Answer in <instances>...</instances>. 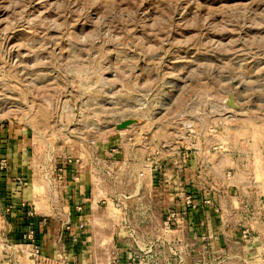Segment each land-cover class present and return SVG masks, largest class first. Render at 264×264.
<instances>
[{"label": "rangeland", "instance_id": "rangeland-1", "mask_svg": "<svg viewBox=\"0 0 264 264\" xmlns=\"http://www.w3.org/2000/svg\"><path fill=\"white\" fill-rule=\"evenodd\" d=\"M1 146L25 207L78 242L112 243L149 169L259 192L237 184L264 176V0H0Z\"/></svg>", "mask_w": 264, "mask_h": 264}, {"label": "crops", "instance_id": "crops-1", "mask_svg": "<svg viewBox=\"0 0 264 264\" xmlns=\"http://www.w3.org/2000/svg\"><path fill=\"white\" fill-rule=\"evenodd\" d=\"M5 148V151H0L7 154L3 156L7 159V172L0 177V264H97L93 256H100L103 261L100 264H106L108 250L119 251L121 257L125 259V249L132 245L127 237L129 232L133 231L137 240L138 234H143L141 244L157 238L161 234L162 226V221L159 222L157 217L164 218L170 209L166 207L168 201L174 202L173 204L177 207L181 206L183 196L186 194L184 182L176 176L181 170L175 171V176L165 170L166 175L163 174L165 178H162L161 171L149 169L148 190L144 188V192L136 193L137 196L133 195L132 200L129 201L130 208L123 214L114 216L112 223L118 224L111 238L112 243L102 245L103 240L97 239L93 230L90 231L91 235L88 234L86 242L84 240L78 242L76 237L71 239L76 229L68 233L63 231L64 223L60 225L47 221L46 215L38 212L33 214L34 221L25 217V214L20 211V206L28 204L30 200L32 205L36 203L33 200L34 192L29 188L17 187L16 180L22 177L16 168L19 167L17 164L20 163L21 155L16 147ZM198 178L196 177L195 185L193 182V187L198 188V192L190 193L197 198L206 197L211 205L201 207V211L192 213L177 230V235L182 238V242L191 244L195 249L187 256L186 264H198L200 261L206 264H217L223 261V258V264H264V176L260 180H256L255 177L250 179L242 177L237 185L246 186L255 181L260 191L238 192V194L232 193L234 190L230 185L218 184L219 188H222L220 192V189L212 187L213 184L209 185V178L205 181H197ZM78 187L77 192L70 196L71 201L75 205L82 204L86 211L91 212L92 218V207L95 206L96 215L101 216L97 213V206L92 202L90 193L87 195V191L84 190V184ZM171 189L178 192L171 194ZM68 193L71 194V192ZM7 208H11V213L6 216ZM124 219H127V225L123 224ZM32 221L36 223L35 237L41 248L39 261L33 260L29 255L31 248L21 244V237L27 229L26 225ZM76 228L79 229L77 226ZM244 232L248 235L246 240L242 237ZM151 233L156 235L148 238L147 234ZM203 234L211 238L207 252H204V245L199 239ZM165 239L170 241L168 237ZM221 251L225 253L223 258L219 255Z\"/></svg>", "mask_w": 264, "mask_h": 264}, {"label": "built area", "instance_id": "built-area-1", "mask_svg": "<svg viewBox=\"0 0 264 264\" xmlns=\"http://www.w3.org/2000/svg\"><path fill=\"white\" fill-rule=\"evenodd\" d=\"M67 165H72L69 161ZM7 169V159H0V171ZM62 172L61 170H58ZM72 180H74L72 178ZM18 185L20 187H25V181L17 179ZM211 205V202L206 197H194L191 194H185L183 196V203L177 209H170L166 212L161 226V234L154 241L141 244L135 233L130 231L127 237L132 242L131 246H127L125 249V259L121 257L119 251H114L111 256V261L109 264H186V258L192 252L195 251L191 244H185L182 242V238L177 235V230L179 227L185 223L187 218L192 213H197L201 211V207H208ZM20 211L25 214V217L34 220V215L31 210H28L25 205L20 206ZM78 210L81 211V207H78ZM11 208H7L5 215H9ZM35 221V220H34ZM27 223L26 231L21 237V244L26 245L31 248L29 255L33 260L39 261L41 258V248L37 244L35 237V225L36 223ZM123 224L127 225V219L123 220ZM63 231L69 230V227L64 226ZM170 238V241H167L165 238ZM177 237V239L175 238ZM243 239H248L246 232L243 233ZM200 241L204 245V252H207L211 238L208 235H201L199 237ZM183 243V244H182ZM219 255L223 258L225 253L221 251ZM223 264V261H219ZM198 264H206L200 261ZM214 264V263H213Z\"/></svg>", "mask_w": 264, "mask_h": 264}, {"label": "water", "instance_id": "water-1", "mask_svg": "<svg viewBox=\"0 0 264 264\" xmlns=\"http://www.w3.org/2000/svg\"><path fill=\"white\" fill-rule=\"evenodd\" d=\"M230 105H231V106H233V104H232V103H230Z\"/></svg>", "mask_w": 264, "mask_h": 264}, {"label": "trees", "instance_id": "trees-1", "mask_svg": "<svg viewBox=\"0 0 264 264\" xmlns=\"http://www.w3.org/2000/svg\"><path fill=\"white\" fill-rule=\"evenodd\" d=\"M33 222V221H32ZM30 223V222H29Z\"/></svg>", "mask_w": 264, "mask_h": 264}]
</instances>
